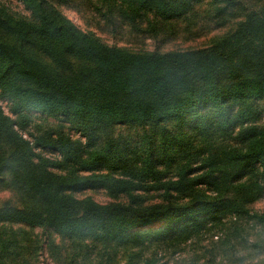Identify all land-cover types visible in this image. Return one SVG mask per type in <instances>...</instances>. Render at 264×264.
<instances>
[{
    "label": "trees",
    "instance_id": "trees-1",
    "mask_svg": "<svg viewBox=\"0 0 264 264\" xmlns=\"http://www.w3.org/2000/svg\"><path fill=\"white\" fill-rule=\"evenodd\" d=\"M10 2L0 264H264V0Z\"/></svg>",
    "mask_w": 264,
    "mask_h": 264
},
{
    "label": "rangeland",
    "instance_id": "rangeland-1",
    "mask_svg": "<svg viewBox=\"0 0 264 264\" xmlns=\"http://www.w3.org/2000/svg\"><path fill=\"white\" fill-rule=\"evenodd\" d=\"M0 1L7 4L8 6H11L16 11L20 12L23 9V7L21 5H18L17 3H14V2H10V0H0ZM64 12L81 29H86L85 23L79 18V16L75 12L70 11V10H64ZM98 35L102 39H104L106 42H108L109 44H115V41L113 39H111L110 37H108L107 35H103L100 33H98ZM209 39H210V37L201 38V39L192 40V41H186V40L180 39V40L168 43L166 45H162L161 49L167 51V50H186V49L202 48L208 44ZM118 44L122 45V43H118ZM145 47L148 50H154L156 48V45L152 41H148L145 44ZM0 105L3 107V109L6 113L9 112V108H8V105L6 102L0 101ZM53 122L56 123V121H53ZM90 195L96 201H98L100 203H107L110 201V199L107 197V195L105 193H94V194H90ZM8 198H10L9 193L0 192V202L7 200ZM254 208L256 210H264V201L257 203ZM163 225L164 224H157V225L151 226L150 228L151 229H158L160 227H163ZM206 244H207V242L205 243V245ZM191 250H192L191 244L188 243L186 246V250L183 251V256H187V254L189 252H191ZM262 259H264V257ZM41 262L43 264H50L46 255L44 256V258L42 259Z\"/></svg>",
    "mask_w": 264,
    "mask_h": 264
}]
</instances>
